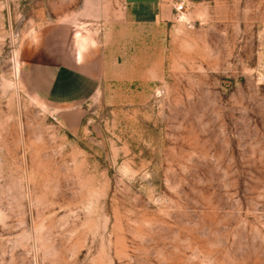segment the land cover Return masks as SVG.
I'll return each mask as SVG.
<instances>
[{"label":"rangeland","instance_id":"1","mask_svg":"<svg viewBox=\"0 0 264 264\" xmlns=\"http://www.w3.org/2000/svg\"><path fill=\"white\" fill-rule=\"evenodd\" d=\"M62 2L0 0V264H264V6L189 8L150 98L74 121L22 82Z\"/></svg>","mask_w":264,"mask_h":264},{"label":"crops","instance_id":"2","mask_svg":"<svg viewBox=\"0 0 264 264\" xmlns=\"http://www.w3.org/2000/svg\"><path fill=\"white\" fill-rule=\"evenodd\" d=\"M230 1L234 5L247 0ZM230 1L190 0L186 12L190 8L192 16L200 15L210 2L226 7ZM173 2L63 0L62 21L49 24L24 47V86L74 121L83 117L82 104L118 108L146 101L165 78L168 44L182 39ZM254 2L264 6V0ZM67 7L73 11L67 13ZM239 47L245 48L246 43ZM260 47L264 79V48Z\"/></svg>","mask_w":264,"mask_h":264},{"label":"built area","instance_id":"3","mask_svg":"<svg viewBox=\"0 0 264 264\" xmlns=\"http://www.w3.org/2000/svg\"><path fill=\"white\" fill-rule=\"evenodd\" d=\"M190 0H174L173 2V11L176 18H179L181 15H183L186 12V7ZM160 92H157V95Z\"/></svg>","mask_w":264,"mask_h":264}]
</instances>
